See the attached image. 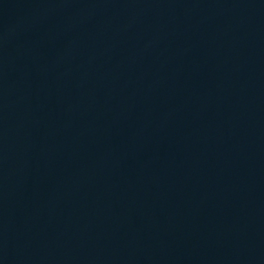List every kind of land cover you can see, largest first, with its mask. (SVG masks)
<instances>
[{
  "label": "water",
  "instance_id": "95a60500",
  "mask_svg": "<svg viewBox=\"0 0 264 264\" xmlns=\"http://www.w3.org/2000/svg\"><path fill=\"white\" fill-rule=\"evenodd\" d=\"M0 264H264V0H0Z\"/></svg>",
  "mask_w": 264,
  "mask_h": 264
}]
</instances>
